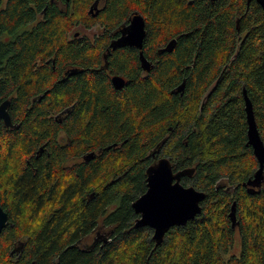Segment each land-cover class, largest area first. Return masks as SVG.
Here are the masks:
<instances>
[{
	"label": "trees",
	"instance_id": "16d2710c",
	"mask_svg": "<svg viewBox=\"0 0 264 264\" xmlns=\"http://www.w3.org/2000/svg\"><path fill=\"white\" fill-rule=\"evenodd\" d=\"M95 1L0 0V103L10 99L19 123L0 119V206L10 217L0 264H264V180L254 193L244 185L259 168L244 89L264 141L263 7L105 0L95 16ZM135 11L146 19L149 72L138 49L109 47ZM96 24L95 41L76 30ZM104 56L128 78L123 88ZM161 157L175 171L194 168L181 182L206 197L157 244L153 228L136 226L133 202Z\"/></svg>",
	"mask_w": 264,
	"mask_h": 264
},
{
	"label": "water",
	"instance_id": "95a60500",
	"mask_svg": "<svg viewBox=\"0 0 264 264\" xmlns=\"http://www.w3.org/2000/svg\"><path fill=\"white\" fill-rule=\"evenodd\" d=\"M98 2L99 0H96L92 5L91 12L94 8L98 9ZM257 2L264 9V0H257ZM99 11L98 9L95 15ZM145 36V16L139 11H135L129 23L122 29V36L111 46L113 48L133 46L141 50ZM140 59L143 68L150 71L152 64L144 56L142 50ZM76 71L77 69H73L71 73ZM112 82L116 88H121L125 85V79L121 76H114ZM182 89L183 85L179 87V90ZM244 97L248 121V143L252 146L254 155L259 163V168L254 177L249 179L244 185L249 187L248 191L250 193H254L256 191L255 187L261 188L264 180V141L259 132L253 104L246 89H244ZM10 104V99L0 103V118L5 121L7 126L12 125V118L8 110ZM194 172V168L175 171L168 157L159 158L156 163L147 168V190L133 202V208L140 215L136 220V226L153 228V239L157 244L163 241L165 234L172 227L187 224L188 221L201 212V202L205 199L206 193L194 186H186L181 182L182 176L192 175ZM235 206L236 203L234 202L230 213L233 226L237 225ZM9 223L8 213L0 206V233Z\"/></svg>",
	"mask_w": 264,
	"mask_h": 264
},
{
	"label": "flooded vegetation",
	"instance_id": "af4514ba",
	"mask_svg": "<svg viewBox=\"0 0 264 264\" xmlns=\"http://www.w3.org/2000/svg\"><path fill=\"white\" fill-rule=\"evenodd\" d=\"M104 2H105V0H99V2H98V9L100 10L102 7H103V5H104ZM90 9H91V7H90ZM98 9H96V8H94L93 10H92V12L93 11H95V13H94V15L96 14V12H97V10ZM91 12V11H90ZM133 15V14H132ZM131 15V16H132ZM96 16V15H95ZM131 18V17H130ZM130 21V20H129ZM129 23V22H128ZM104 33L102 32L101 34H99V35H97V36H95L94 38H91L90 36H88L92 41H95V39H96V37H99V36H101V35H103ZM76 35H78V33L76 34ZM122 36V32L119 34V35H113V37L111 38V40H110V43H109V47L110 48H112V49H116V48H121V47H133V46H118V47H116V48H113L112 46H111V44H113L114 42H116L120 37ZM143 46H144V43H143ZM134 48H136V47H134ZM136 49H138L139 50V59H140V52H141V50L143 51V48L140 50L139 48H136ZM108 51V50H107ZM107 51H106V53H107ZM106 53H104V55L106 54ZM143 53H144V51H143ZM144 56H145V54H144ZM146 57V56H145ZM147 58V57H146ZM148 59V58H147ZM149 60V59H148ZM150 61V60H149ZM140 62H141V59H140ZM151 62V61H150ZM104 64L105 65H103L104 66V69L106 70V71H108V76L110 77V80H111V83H112V85L114 86V84H113V82H112V78L114 77V76H121V77H123L124 79H125V85L127 84V82H128V78L126 77V76H124V75H120V74H112L107 68H108V66H107V63H106V58H105V56H104ZM152 64V63H151ZM141 66H142V62H141ZM142 68H143V66H142ZM144 69V68H143ZM151 70V69H150ZM144 71L145 72H149L148 70H146V69H144ZM124 85V86H125ZM123 86V87H124ZM115 87V86H114ZM123 87H121V88H123ZM116 88V87H115ZM121 88H117V89H121ZM8 110H9V112H10V106L8 107ZM66 113H69V111H66ZM11 115V114H10ZM65 117H67V114H65V112H63L62 114H59V115H55V119H57V121H58V123L59 124H61L62 122H63V120H64V118ZM11 118H12V116H11ZM1 119V118H0ZM3 120V119H2ZM3 122H4V124H5V121L3 120ZM5 126L6 127H9V128H16V127H18L19 126V123L18 122H16V119H13L12 118V125H10V126H7L6 124H5ZM63 134H58V139L60 140V139H62L63 138ZM65 137V136H64ZM43 151V149H41V152ZM95 152L97 153V154H100L101 152H99V151H93V152H90V153H88V154H86V155H84V156H82L81 158H76V159H74L72 162H79V161H89L90 159H92V158H94L95 157ZM77 159H79L78 161H77ZM246 186V185H245ZM248 187V186H247ZM262 187V186H261ZM249 188V187H248ZM255 189H256V191L257 190H259L260 188L259 187H255ZM2 207V206H1ZM4 209V208H3ZM5 210V209H4ZM10 218V217H9ZM99 227V226H98ZM235 228H237V225L235 226ZM100 231V229L99 228H96L95 229V235L97 234V232H99ZM94 235V236H95Z\"/></svg>",
	"mask_w": 264,
	"mask_h": 264
},
{
	"label": "rangeland",
	"instance_id": "374dc122",
	"mask_svg": "<svg viewBox=\"0 0 264 264\" xmlns=\"http://www.w3.org/2000/svg\"><path fill=\"white\" fill-rule=\"evenodd\" d=\"M79 30L80 33H84L87 34L88 36H90L91 38H94L95 36L101 34L103 32V27L99 24H96L92 29L89 30H85L82 27L76 29ZM79 159H77L78 161ZM234 248L232 249V253H239L241 250V239L239 234H237L236 238H235V244H234Z\"/></svg>",
	"mask_w": 264,
	"mask_h": 264
}]
</instances>
